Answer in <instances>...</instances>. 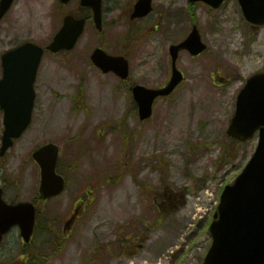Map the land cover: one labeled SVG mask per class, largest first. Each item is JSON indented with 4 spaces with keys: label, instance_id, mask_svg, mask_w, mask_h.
Returning a JSON list of instances; mask_svg holds the SVG:
<instances>
[{
    "label": "rangeland",
    "instance_id": "374dc122",
    "mask_svg": "<svg viewBox=\"0 0 264 264\" xmlns=\"http://www.w3.org/2000/svg\"><path fill=\"white\" fill-rule=\"evenodd\" d=\"M134 2L103 0L102 35L88 23L72 52L44 57L32 125L0 159V186L8 202H31L40 183L32 153L55 143L60 165L64 171L71 168L70 184L61 198L39 206L34 247L55 242L70 196L91 188L98 197L92 203L104 205L105 220L123 225L143 215L152 227L146 250L129 264H203L224 188L234 183L258 145V135L234 144L226 130L245 81L264 70V27L253 30L237 0H227L218 11L194 7L208 50L197 58L181 53L178 67L186 81L169 99L158 101L154 117L139 126L129 90L113 75L97 74L92 52L100 43L112 55H126L131 82L157 85L170 75L169 47L185 38L194 22L188 0H154V12L130 24ZM69 14L90 12L75 1L63 6L59 0H17L0 25V79L5 52L27 41L48 46ZM3 130L0 112V147ZM171 203L175 209L155 224L158 207ZM143 206L150 211L140 213ZM114 210L119 211L115 218ZM61 243L63 252L44 251L41 264H82L80 252ZM34 247L26 249L15 228L0 249V264H27L22 254Z\"/></svg>",
    "mask_w": 264,
    "mask_h": 264
},
{
    "label": "water",
    "instance_id": "95a60500",
    "mask_svg": "<svg viewBox=\"0 0 264 264\" xmlns=\"http://www.w3.org/2000/svg\"><path fill=\"white\" fill-rule=\"evenodd\" d=\"M15 0H1L0 21L9 11ZM71 0H61L68 4ZM206 2L218 8L224 0H190ZM247 21L264 25V0H240ZM82 5L94 10L96 26L102 29V0H82ZM152 11V0H139L132 18H142ZM85 20L69 16L64 26L54 38L48 49L57 53L72 50L83 34ZM182 49L193 55L202 53L206 46L195 28L189 38L179 46L171 48L174 73L168 87L161 91H151L137 87L135 99L140 107L142 120L152 115V105L156 97L167 96L183 80L176 69L178 54ZM44 50L27 43L3 57L4 78L0 81V110L5 112V131L0 156L13 147L14 140L22 136L32 121L36 99L34 84ZM93 63L105 73L114 71L118 76L128 77V62L122 57H110L101 49L92 55ZM260 129L258 150L233 186H228L215 221L211 226L213 245L204 264H264V71L249 80L237 101V111L232 119L228 134L245 142L254 137ZM58 148L47 145L37 150L33 157L42 173L41 198L59 195L64 190V180L56 174ZM0 189V244L3 236L14 226H19L26 243L34 233L36 209L30 203L8 205L2 199Z\"/></svg>",
    "mask_w": 264,
    "mask_h": 264
},
{
    "label": "flooded vegetation",
    "instance_id": "af4514ba",
    "mask_svg": "<svg viewBox=\"0 0 264 264\" xmlns=\"http://www.w3.org/2000/svg\"><path fill=\"white\" fill-rule=\"evenodd\" d=\"M98 72L99 70L97 74ZM168 81L167 77L162 83L153 86L146 85V87L162 88L167 85ZM119 82L128 90L140 84L131 82L130 79ZM133 113L138 114L136 105H134ZM66 179L69 187L70 180L67 176ZM104 195L102 198H104ZM114 195L117 197L116 194ZM97 199V195L90 192L88 188L78 191L74 196H70L67 219L61 222V233L63 232L64 237H58V239H63L67 242L69 248H74L75 251L80 252L82 264H107L106 262L108 264H129L131 259H138L146 250L148 232L151 230V227L147 224L148 221L141 220L145 216L135 215L133 219L135 221L123 225L116 221L105 220L104 205L92 203ZM147 208L149 207L143 206L140 213L149 212L150 210ZM161 208V206L158 207L159 212H161ZM131 211L134 213L133 210ZM107 212L112 213V211ZM118 212V210H114V218ZM78 239L81 240L80 243H78Z\"/></svg>",
    "mask_w": 264,
    "mask_h": 264
}]
</instances>
